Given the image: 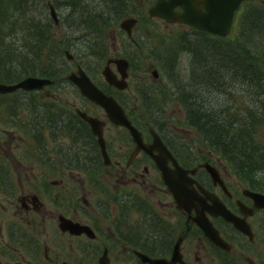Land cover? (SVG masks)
I'll use <instances>...</instances> for the list:
<instances>
[{
	"label": "flooded vegetation",
	"instance_id": "flooded-vegetation-1",
	"mask_svg": "<svg viewBox=\"0 0 264 264\" xmlns=\"http://www.w3.org/2000/svg\"><path fill=\"white\" fill-rule=\"evenodd\" d=\"M118 57L128 62L124 79L115 61ZM69 60L75 62L71 71L78 64L83 67L74 54ZM106 60L125 85L107 81L102 68L101 80L92 76L91 80L124 107L145 144L154 141L152 127L173 155L174 146L168 134L161 132L163 127L144 119L137 121L129 108L130 93L116 95L131 85L127 55H110ZM143 71H149L152 79L162 80L156 63ZM138 79L146 87L140 84L138 92L133 93L135 98L159 88L153 86L156 80H151L149 87L145 74ZM84 100L91 107L74 106L72 98L66 100L67 105L58 106L55 97L44 108L42 103L47 101H43L39 89L0 92V264H264V206L257 205L252 195L253 191L264 193L261 188L230 170L219 154H204L199 147L196 162L186 164L178 159L182 167L196 169L187 172L188 177L179 175L177 205L152 154L140 148L132 156L136 140L130 130L110 121L102 106ZM57 108L72 119L59 117ZM78 110L103 120L108 162L91 124ZM163 125L171 131L167 121L163 120ZM109 128L115 132L107 137ZM119 139L125 142L126 150H122V143L116 147ZM151 151L160 153L167 166L175 168L160 147ZM204 162L216 168L215 176ZM158 189L169 199L162 201L157 196L156 203L152 197ZM218 202L244 216L251 234L239 230L221 214H214ZM203 219L217 229L229 248L209 237L199 223Z\"/></svg>",
	"mask_w": 264,
	"mask_h": 264
},
{
	"label": "trees",
	"instance_id": "trees-1",
	"mask_svg": "<svg viewBox=\"0 0 264 264\" xmlns=\"http://www.w3.org/2000/svg\"><path fill=\"white\" fill-rule=\"evenodd\" d=\"M21 1L26 3L27 0ZM127 2L58 0L59 6L67 12L64 21L71 33L79 32L78 38L88 33L98 37L99 50L97 53L91 51L94 56L99 54L102 47V29L115 26L125 13L132 12ZM46 4L48 7V2ZM12 7H18L16 0H0V68L17 66L21 60L26 64L9 75H2L0 79H8L9 82L26 74L37 73L63 80L62 54L46 52L50 49L53 35L48 20L52 18L51 15L46 13L37 19L29 14L24 18L20 34L24 42L23 46H18L10 38L11 30L7 29L12 22ZM238 11L234 35L220 36L195 29L194 37H190L185 31L166 50L159 51L158 61L159 58L162 60L161 70L172 89L169 93L174 94L182 112L184 128L204 144L219 151L232 164L240 163L233 166L237 172L251 176L258 170L264 173V166L260 164L264 161V152L257 145L262 144L257 139L260 125L264 123V0H245L243 8ZM6 33H9L8 36ZM29 38L30 44H27ZM90 44L96 45L97 42L90 41ZM73 49L78 48L74 46ZM181 49L191 53L187 73L179 70L176 64L178 56L176 60L175 57L169 59L167 66L164 64L169 51L178 52ZM156 94L160 95L159 100H165L162 93ZM146 120L157 128L161 125L166 129L156 118ZM163 129L160 130L164 134ZM169 140L177 153L186 148L178 139L169 137ZM260 184L264 185V182Z\"/></svg>",
	"mask_w": 264,
	"mask_h": 264
},
{
	"label": "rangeland",
	"instance_id": "rangeland-1",
	"mask_svg": "<svg viewBox=\"0 0 264 264\" xmlns=\"http://www.w3.org/2000/svg\"><path fill=\"white\" fill-rule=\"evenodd\" d=\"M50 1L55 4L59 23L56 24L55 22H53L52 24L54 26H52L51 21L49 22V29L50 32L53 33V35L50 38V49L47 50L46 52H49V54L51 53L62 54L64 61V69H66L64 70L63 75L68 73L70 71V68H73L75 66L73 61L71 60L69 61V59L67 60L65 56L64 50L67 48L74 54L75 58L83 65V68H86L89 75L97 80H101L102 75L99 70L105 61L104 60L105 57L107 58L110 55H127L128 59L130 60L131 85L126 92H119L116 93V95L121 96L122 93L125 94L130 93L129 108L134 110L137 121H140L141 119L144 120L150 119L152 117L156 118L161 123H163V120L167 121L169 126L172 128L170 132L173 133L174 135L173 138H175L176 140L178 139L179 142H181L186 146V148L184 147L183 152H181L180 154L181 156H183L184 160L188 164L191 163L192 160L196 162L197 158L199 157L197 155L198 153L197 149L200 147L202 148L201 151H203L204 154L210 153V151L219 154L222 157L224 163L228 165L230 170L232 169L236 170L233 166H236L240 163L232 164L228 160V158L224 157L219 151L213 149L209 145L204 144L200 138L197 139L194 134L189 133L187 129L184 128L185 126H183L182 124L183 121L182 112L177 104V100L174 94L169 93L172 91V89L170 88L168 80H166L164 75L161 73L162 80L158 81L157 80L158 78L152 79L153 77L149 71L147 73L146 71H143L144 68H147L148 65L152 62L156 63V65L159 66L160 69H162L161 68L162 60L159 58L158 61L159 51L166 50L167 46L170 43L181 38L182 34H184L185 31H187L188 36L194 37L193 31L195 29L194 30L191 28L189 29V27L185 25H181L179 23H169L159 18L149 17L146 11L148 5L153 0H128L127 6L131 8L132 12L125 13L123 17L133 14L137 16L139 19L137 25L133 29L132 36L134 40L130 39L126 35L125 31L120 27L118 21L115 26L110 25L102 29L103 31L102 39H101L102 47L99 51V54L97 56H94L91 54L92 53L91 51H94L95 53L98 52L99 50L98 37L95 35L93 37H90L84 42L83 40L86 39V36H81V38H78L77 36L79 32L73 31V33H71V30H69V27L66 25L64 21V16L67 12L64 11L62 7L59 6L58 0H27L26 3L21 0L20 1L16 0L18 7L11 8L12 11H10L11 12L10 17H12L11 18L12 22L10 23V26L7 25L6 26L7 29L11 30V35H10L11 40H14V42L17 43L18 46L19 45L23 46V42H24L21 40V35H22L21 26L24 22V18L29 16V14L32 15V17L33 16L36 17L37 19L41 15H46V13H49L46 3L47 2L49 3ZM241 8H243V3L241 4L238 10H240ZM238 10L235 11V14L240 12ZM123 17H121V19ZM236 29H237V23L233 31L230 33L231 36L234 35ZM6 34L8 36L9 33ZM90 41L97 42V44L91 45ZM27 44H30V41H27ZM74 46H76L78 49L77 50L73 49ZM164 46H166L165 49ZM176 56H178L176 64L177 66H179V70L182 71L183 73H187L188 66L190 63L189 60L191 58V53L184 49H181L178 52H176V50L175 51L171 50L169 51L168 56L164 58V61L170 64L169 59L175 57L176 60ZM132 62H136V64L135 63L132 64ZM144 74L146 75L145 82L147 84L151 83V80L157 81L156 85L153 86L159 87L158 92L163 94V95L161 94V96L165 98L166 102L164 99L161 98L159 100L160 95L157 94L145 98L134 97L133 93L135 92L137 93L138 92L137 87L140 84H142L138 78L140 75H144ZM34 75H37V73ZM144 87L146 86L142 84L141 88ZM149 87L151 86L149 85ZM37 89H39V94L42 95L43 101H47L42 103L44 108L49 107L50 101H52V99H54L55 97L58 100L57 101L58 106L67 105L66 100L68 98L69 99L72 98L74 102V106L77 105L86 108L91 107L90 102L85 101L80 96L77 89L67 80H62L60 83H58V81L50 82L44 87ZM46 92L48 93L46 94ZM50 93H52V95ZM158 106L160 109H158ZM57 110H59L58 112H61L60 111L61 109L57 108ZM59 117L72 119V116L70 114L63 112L59 113ZM42 120L45 122L47 119H44L43 117ZM57 122L60 125L61 120L58 119ZM73 122L75 123V125H78V121L76 119H74ZM260 126H261V131L259 132V138L257 139V141L261 142L262 144H257V145L260 146L261 148L260 151L264 152V123L261 124ZM114 132H115L114 128H109L107 129L106 136L108 137V134L110 135ZM120 143H122L121 146L122 150L123 151L126 150L125 142L122 141L121 139H119L118 144H116V147ZM254 149L256 150V148ZM240 160L243 161V159ZM261 163L262 166H264V161H261L260 164ZM239 173L242 174V176L245 178V180L248 181V183L251 182L255 184L257 188H261L262 191H264V185L260 184V182H264L263 171H259V170L255 171L251 176L242 173V171H239ZM138 186L141 187V184H138ZM159 186H163L162 183H159ZM138 190L139 192H142L140 188ZM157 191L158 193L153 195L152 197V199L156 203L159 202L157 196H160L162 201L169 199L168 197L163 196V194L161 193L162 190L158 189ZM161 204H163L162 206H164L165 203H161Z\"/></svg>",
	"mask_w": 264,
	"mask_h": 264
},
{
	"label": "water",
	"instance_id": "water-1",
	"mask_svg": "<svg viewBox=\"0 0 264 264\" xmlns=\"http://www.w3.org/2000/svg\"><path fill=\"white\" fill-rule=\"evenodd\" d=\"M243 0H154L147 7V13L149 16L160 17L168 22H180L192 25L198 29L212 32L215 34H226L233 22L235 10L238 8L239 4ZM50 15L54 19L56 24L59 23L57 17V11L52 3H49ZM137 22V17L134 15H128L123 17L119 25L123 28L128 35L131 36L132 28ZM68 58L73 57V55L65 50ZM120 72L121 78H125L127 74V59L123 57H118L115 59ZM157 70L153 69V73ZM102 73L105 79L110 83L123 87L125 85L121 79L116 77V74L109 67V61L102 68ZM75 83L78 84L80 90L86 94L92 101L101 105L105 110L106 117L116 124L125 125L131 132L133 138L136 140V146L132 151L133 156L140 148L148 151L154 157L155 162L161 169V175L164 183L168 188L174 193L177 205H180V200L178 197L179 183L178 177L182 176L188 177L187 172H194L196 166L192 168H185L176 163L173 159L171 152L163 144L161 138L157 132L150 127L154 141L152 144H145L142 141L140 131L132 124L128 115L126 114L123 106L117 101V99L111 95L105 93L101 88H99L84 72L80 64L77 65V69L71 71L68 75ZM54 79L46 76L29 74L20 78L16 82L6 83L0 81V92L15 90L17 88L23 89H37L44 87L45 84L52 82ZM79 113L91 124L93 132L97 135L99 144L101 145L102 153L105 156V161H109L107 151L105 149V139L103 137L102 125L103 120H100L96 116L88 115L86 112L78 110ZM165 152L168 159H171L175 165V168L167 166L166 159L160 155V153L155 154L151 151L152 147H156ZM203 165L211 170L212 175L215 176L216 168H213L208 162H204ZM214 171V172H213ZM255 199V203L259 206H264V194L259 192H252ZM241 205V204H240ZM216 209L214 214H221L226 220L230 221L235 227L240 229L245 233L251 234V229L249 224L245 222V217L238 216L228 209L222 202L216 204ZM240 209L244 212L242 207ZM201 221V220H200ZM199 223L204 227L205 232L209 237L217 244L229 248V243L224 240L218 233L215 227H212L208 220L201 221ZM157 262L164 263L162 259H154Z\"/></svg>",
	"mask_w": 264,
	"mask_h": 264
},
{
	"label": "bare ground",
	"instance_id": "bare-ground-1",
	"mask_svg": "<svg viewBox=\"0 0 264 264\" xmlns=\"http://www.w3.org/2000/svg\"><path fill=\"white\" fill-rule=\"evenodd\" d=\"M154 1V0H153ZM152 1V2H153ZM151 2V3H152ZM49 3H51V2H49ZM49 3H48V10H49ZM56 9V8H55ZM57 11V10H56ZM49 14H50V11H49ZM52 17V16H51ZM51 19H53V18H51ZM49 20V22H50V19H48ZM52 21H54V19L52 20ZM62 24V23H61ZM52 26H54L53 24H52ZM234 26L233 25H231V27H230V29H229V31L226 33V34H219L220 36H231L230 35V33L233 31V28ZM206 32H208V31H206ZM209 33H212V32H209ZM215 34V33H214ZM93 36H95L93 33H88L87 35H86V40L87 39H89L90 37H93ZM31 40V38H29V40L28 41H30ZM47 47V46H46ZM65 50H68L72 55H73V53L69 50V49H65ZM65 50H64V53H65V56H66V58H67V60L68 59H70V58H68L67 57V55H66V52H65ZM108 58V57H107ZM115 59V58H114ZM104 60H106V57H105V59ZM70 61V60H69ZM107 61V60H106ZM75 63V62H74ZM26 64V62L24 61V60H21L20 62H19V65H15V66H13V67H10L9 69H3V68H0V73H2V72H4L3 74H0V77H2V75L3 76H5V75H9V73H12V71H14V70H16V69H20V68H22V66H24ZM68 64V63H67ZM72 64V63H71ZM69 65V64H68ZM75 65V64H74ZM101 65V64H100ZM27 66V65H26ZM67 66V65H66ZM98 67H99V65H98ZM83 68V67H82ZM101 68H103V66H101ZM71 69L72 68H70V71H71ZM7 70V71H6ZM63 72H64V70H66V69H64V67H63ZM83 70H84V72L87 74V76L89 77V78H91V76L89 75V73L87 72V70H86V68H83ZM96 70H98V69H96ZM6 71V72H5ZM100 71V70H99ZM69 73L70 72H68V73H66L65 74V76H64V79L63 80H67V81H69L76 89H77V91H78V93L80 94V96L82 97V98H84V99H86V100H88V99H90L86 94H84L81 90H80V87L78 86V84L77 83H75L68 75H69ZM163 74V73H162ZM26 75H29V74H26ZM26 75H24V76H26ZM38 75V74H37ZM24 76H22V77H24ZM40 76H44V75H40ZM22 77H20V78H22ZM46 77H48V76H46ZM166 77V76H165ZM19 78V79H20ZM50 78H52V77H50ZM162 78V77H161ZM19 79H17L16 81H18ZM52 79H54L55 81H58V83H60L61 81H62V78H52ZM53 80V81H54ZM167 80V79H166ZM16 81H14V82H16ZM52 81V82H53ZM6 83H12V82H6ZM45 85H47V84H45ZM44 85V86H45ZM18 89V88H17ZM23 89V88H22ZM16 90V89H15ZM28 90V89H27ZM11 91H14V90H10V91H5V92H2V93H6V92H11ZM156 92H158V90H155V91H153V92H144L143 94H141V95H144V98L145 97H149V96H152V95H155L156 94ZM83 111V110H82ZM83 121V120H82ZM85 123V122H84ZM165 127V126H164ZM166 128V127H165ZM172 129V128H171ZM164 131L168 134V136L169 137H173L174 135H173V133H171L170 132V130L168 131L167 129H164ZM173 132V131H172ZM165 134V133H164ZM133 143V142H132ZM174 151V150H173ZM182 152V151H181ZM181 152H179V153H177L176 151H174V154L172 155L173 156V159L176 161V163H178V159H180L181 161H183V162H185L186 164H188L185 160H184V158H183V156H181ZM179 164V163H178ZM262 194H264V193H262ZM230 222V221H229ZM248 224V223H247ZM240 230V229H239ZM246 247H248V246H246ZM243 249H245V248H243ZM246 250V249H245ZM244 252H246V251H244Z\"/></svg>",
	"mask_w": 264,
	"mask_h": 264
}]
</instances>
